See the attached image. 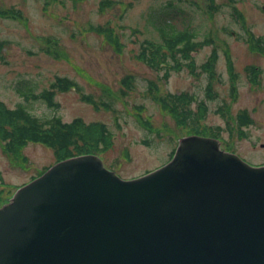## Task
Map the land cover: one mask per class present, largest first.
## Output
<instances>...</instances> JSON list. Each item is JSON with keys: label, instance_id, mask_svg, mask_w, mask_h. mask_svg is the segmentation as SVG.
Instances as JSON below:
<instances>
[{"label": "rangeland", "instance_id": "rangeland-1", "mask_svg": "<svg viewBox=\"0 0 264 264\" xmlns=\"http://www.w3.org/2000/svg\"><path fill=\"white\" fill-rule=\"evenodd\" d=\"M168 3L169 22L195 31L202 45L159 62L144 47L163 44L150 17ZM263 7L264 0H0V101L41 118L78 119L83 147L124 179L161 166L195 132L262 164L264 52L251 41L264 47ZM60 78L76 86L56 90L52 107L43 92ZM184 106L189 119L179 115ZM243 112L248 123L240 125ZM55 162L47 145L10 153L0 141V207Z\"/></svg>", "mask_w": 264, "mask_h": 264}, {"label": "water", "instance_id": "water-1", "mask_svg": "<svg viewBox=\"0 0 264 264\" xmlns=\"http://www.w3.org/2000/svg\"><path fill=\"white\" fill-rule=\"evenodd\" d=\"M0 264H264V166L199 135L132 180L61 161L0 208Z\"/></svg>", "mask_w": 264, "mask_h": 264}, {"label": "trees", "instance_id": "trees-1", "mask_svg": "<svg viewBox=\"0 0 264 264\" xmlns=\"http://www.w3.org/2000/svg\"><path fill=\"white\" fill-rule=\"evenodd\" d=\"M172 9L170 3L165 4L164 7L158 8L152 17L151 23L157 28L160 33L163 44L154 46L153 42H147L145 49H148L149 54L156 55V58L161 62L166 61V57L171 54H180L191 56L192 51H196L202 44L195 41V31H190L188 28L176 29L174 24L169 22L167 15ZM6 14L5 11L2 12ZM252 46L258 48L259 51L264 52V47L259 44V39L251 41ZM161 45L164 50H160ZM159 47V48H158ZM151 62L153 58L150 59ZM73 83V84H72ZM71 86H76L74 82L60 78L57 83H52L54 89L43 92L45 102L49 106L57 107L58 103L53 102V96L56 90H67ZM78 89V88H77ZM21 89V94L32 92H24ZM35 96V95H34ZM84 99L88 102H93L91 96L84 95ZM171 98L176 104L182 105V100L178 95L172 94ZM179 111V115L184 119L192 117V113L188 111L185 106ZM240 125L247 124V116L245 112L239 116ZM199 133V132H196ZM0 141L4 142V147L10 153H15V146L23 147L27 143H41L49 146L54 150L57 160H62L67 157L77 156L84 153H94V150H86L83 146L85 139L79 129L78 119H73L69 122L62 121L59 116H51L49 118H41L32 114L23 104H17L13 108H7L0 102Z\"/></svg>", "mask_w": 264, "mask_h": 264}, {"label": "bare ground", "instance_id": "bare-ground-1", "mask_svg": "<svg viewBox=\"0 0 264 264\" xmlns=\"http://www.w3.org/2000/svg\"><path fill=\"white\" fill-rule=\"evenodd\" d=\"M161 47H163L162 45H161ZM210 137V136H209Z\"/></svg>", "mask_w": 264, "mask_h": 264}]
</instances>
